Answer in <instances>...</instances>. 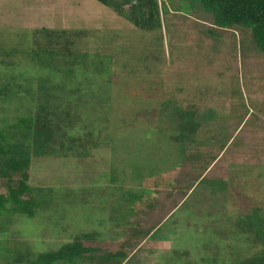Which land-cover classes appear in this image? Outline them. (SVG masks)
<instances>
[{
    "label": "rangeland",
    "instance_id": "rangeland-1",
    "mask_svg": "<svg viewBox=\"0 0 264 264\" xmlns=\"http://www.w3.org/2000/svg\"><path fill=\"white\" fill-rule=\"evenodd\" d=\"M165 2L161 29L143 31L98 0H0V115L11 116L9 123L36 112L41 100L39 78L47 72L31 59L30 47L47 44L36 34L41 28L76 31L65 34L73 49L87 52L90 62L109 56L112 80L105 83L90 64L76 79L81 91L93 88L92 102L78 100L73 83L48 98L62 113L50 119L65 133L58 142L71 146L77 132L90 151L33 158L28 183L40 204L30 218L11 213L7 203L0 209V247L8 250L0 264H12L18 250H57L81 232L90 235L85 243L113 255L96 264H239L259 251V240L243 250L232 233L239 232L234 221L240 213L264 218V53L248 29L220 30L200 5L194 13L185 4L174 12ZM64 39L54 38L51 47L60 50ZM96 98L104 99L107 118H97ZM17 99L24 101L19 111ZM65 107L82 118L72 127ZM188 119L193 126L172 139L175 126ZM149 128V138L157 140L137 155ZM150 144L164 151L146 149ZM145 155L167 162L149 166ZM133 156L142 164L130 162ZM7 186L0 179V193ZM129 191L145 196L128 201ZM147 191L154 192L149 202Z\"/></svg>",
    "mask_w": 264,
    "mask_h": 264
},
{
    "label": "trees",
    "instance_id": "trees-1",
    "mask_svg": "<svg viewBox=\"0 0 264 264\" xmlns=\"http://www.w3.org/2000/svg\"><path fill=\"white\" fill-rule=\"evenodd\" d=\"M101 4L112 9L117 15L125 18L134 27L143 31H153L161 29L160 15L163 12L167 13L165 0H136V4L132 3L131 0H98ZM180 6L173 5V0H169L172 5V11L179 12L183 11V5H187L191 12L196 11L197 6L200 5L206 13H210L212 18V25L220 30H238V28L248 29L251 34V39L255 44L256 48L264 53V0H179ZM178 2V0H177ZM129 4V8H124L125 5ZM179 5V4H178ZM171 12V10L169 11ZM197 12V11H196ZM182 13V12H181ZM73 32V33H71ZM45 36L48 41L46 45H30L34 55L31 57L37 58V64L41 69L47 72L39 78L38 88L41 95V100L36 105L35 111L26 112L27 115H21L16 118L15 122L9 123L11 116L7 114L0 115V179L4 180V183L8 188L6 193H0V209L5 207L4 204H8L7 209L11 213L22 214L26 217H32L34 215V206L40 204V196L33 192V188L30 187L28 180L30 178V165L33 158L38 157H61L69 155L68 152H75L79 156H87L90 149L83 143V137L77 132H73L74 138L72 137L71 146H65L59 143L57 138L60 136L65 137V133H62V127L59 123L50 122V119L60 117L61 114L56 110V106L48 105V98L52 96L55 89L68 88V83H73L72 88L73 95L78 98L81 102H84L82 98L87 96L90 98L89 102H92L95 98L93 88L89 87L90 90L81 91L80 84L76 76L79 75V69H83L84 72L90 67V64H94V68L97 70L99 75L108 77V72L111 70V59L105 57L104 60H100L96 56L95 60L90 62L88 59L89 55L87 52L83 53L77 49H73V43L68 40L72 34L76 35V31H63L57 32L55 30H48L41 28L40 31H36V34ZM71 33V34H70ZM78 33V32H77ZM65 34H70L66 36ZM65 36L64 44L59 50L51 47L53 39ZM36 47V48H35ZM42 47V48H41ZM52 74V76L49 75ZM86 73V72H85ZM85 75V74H84ZM58 76H61V81L58 80ZM109 78V77H108ZM107 78L108 85L111 84L112 80ZM60 82V83H59ZM103 83V82H102ZM101 83V85H102ZM96 88H101L100 84L96 85ZM5 94L3 88L0 86V95ZM18 100V99H17ZM92 108H100L101 110L96 112L97 118H107V113L102 110L104 99ZM20 101V100H18ZM68 107L71 103L66 102ZM165 103V102H164ZM24 105V101L19 102V106L15 107L16 111H19V107ZM85 104V103H84ZM83 104V106H84ZM61 105V104H60ZM64 114L70 120L69 126L72 127L74 122L77 123L76 119H82L77 111L72 108H66ZM59 108V107H57ZM177 109V108H175ZM4 111V110H3ZM102 114V115H101ZM122 121L126 122V119L121 117ZM129 121L134 118H129ZM58 121L61 119L58 118ZM190 122L189 126L187 122ZM183 121L182 125L175 126V134L172 135V139H180L190 126H193V119ZM188 126V127H186ZM174 125L172 126V128ZM74 128V127H73ZM74 130L77 131L76 126ZM154 133L153 128H149L143 133L144 140L146 142H139L138 152L143 148V145L150 143V140H157V138H149L150 134ZM88 136H92V132L88 131ZM75 137H78L77 139ZM91 140V138H90ZM59 144L56 148L55 144ZM152 147V150L164 151L162 145H151L147 146L146 149ZM182 149V148H181ZM185 150V149H183ZM188 156V159H191ZM143 160L152 161L149 166L154 163H166L167 160L164 157L149 158L148 155L142 157ZM130 162L134 161L135 164H142L134 156L129 159ZM137 161V162H136ZM154 161V163H153ZM184 161V162H186ZM133 165V169H136V165ZM144 165V164H143ZM143 176V173H141ZM149 194L147 202L151 201L154 192L147 191ZM130 198H124V200L135 201L142 200L144 192L132 193L128 192ZM49 200H46L48 202ZM127 201V202H128ZM134 203V202H133ZM136 213L134 207L130 217ZM255 212L246 214L240 213L235 221L234 225L239 229V232L232 233V242L236 246L246 248L254 245L253 240H259L261 246L259 251L250 257H243L239 264H264V218L259 215H254ZM243 216V217H242ZM125 225L127 219L124 218ZM139 234L138 231L131 232L130 236L133 239ZM90 235L81 232L79 236H76L71 242L62 244L57 250L50 252L29 253L16 251V254L12 256V264H80L88 262L90 264H96L97 262L103 263L104 261L110 260L113 255L109 251L101 249L98 246H91L84 242ZM223 239V238H221ZM253 239V240H252ZM236 246H231L236 248ZM1 257H8L6 252L7 247L1 246ZM116 255H123L124 253L118 252ZM4 260V259H3ZM234 260H231L233 263ZM119 264V263H116ZM218 264V260L217 263Z\"/></svg>",
    "mask_w": 264,
    "mask_h": 264
},
{
    "label": "built area",
    "instance_id": "built-area-1",
    "mask_svg": "<svg viewBox=\"0 0 264 264\" xmlns=\"http://www.w3.org/2000/svg\"><path fill=\"white\" fill-rule=\"evenodd\" d=\"M131 2L136 4V0H131Z\"/></svg>",
    "mask_w": 264,
    "mask_h": 264
}]
</instances>
